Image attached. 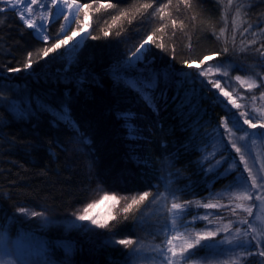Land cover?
<instances>
[{
	"label": "trees",
	"instance_id": "1",
	"mask_svg": "<svg viewBox=\"0 0 264 264\" xmlns=\"http://www.w3.org/2000/svg\"><path fill=\"white\" fill-rule=\"evenodd\" d=\"M78 2L91 5L87 9L89 32L67 73L63 71L60 49L42 56L43 49L56 42L60 24H51L50 40L43 42L15 11L0 3V9H5L0 11V234L14 251V241L19 238H37L40 245L47 246L56 264H127L124 245L106 241L133 240L141 213L148 209L147 201L139 210L134 206L127 219L120 212L124 200L115 207L110 202L106 211V206L100 205L96 215H106L111 209L116 217L107 229L91 225V231L80 232V228L67 230L66 225L74 214L78 215L87 203L100 199L105 192L118 197H132L144 191L155 193L160 169L171 162L183 201L227 206L205 209L193 203L190 218L210 211L225 221L234 219L236 215L229 210L236 204L234 199L230 202L231 186L241 176V169L237 164L231 167L234 159L229 148L223 146L224 140L219 141L222 120L230 116V111L217 99L215 88L197 83L198 107L179 110L181 98L174 99V86L166 87L161 81L155 93L157 114L120 83L112 69L163 24L164 30L155 32L153 38L163 37L166 50L150 46L145 59L152 61L148 65L151 69H171L179 75L191 73L195 80L205 63L197 69L188 68L184 62L200 64L204 56H214V64L234 62L233 75H258L264 71V0H233L232 6L244 8V29H248L234 39L226 32L217 39L224 27L222 14L228 12V0H188V4L172 0L165 10L169 15L163 21L159 14L149 17L152 9L145 11L140 7L152 0ZM108 2L116 7L95 11L99 3ZM159 3L156 0L153 7ZM121 11L127 15L113 24V18ZM83 18L81 12L78 20ZM172 19L177 21L175 28ZM82 25L73 24L72 31H79ZM105 31L110 35L104 36ZM253 40L255 43H250ZM224 47L228 48L227 53L222 51ZM29 53L34 63L25 69ZM16 68L20 71H8ZM138 68L143 70L145 65ZM12 101H25L21 106L30 104L32 113L17 115ZM41 101L54 108L66 105L77 127L55 121L50 112L37 108ZM125 110L138 115L136 123L142 131L137 140L128 138L123 121L118 119L117 114ZM21 207L28 212L20 213ZM33 211L43 215L31 216ZM237 215L243 212L237 210ZM45 220L47 226L43 225ZM83 222L86 221L76 220L79 225ZM34 227L45 230L34 231ZM110 231L114 233L111 237ZM59 241L70 243L72 251L66 253L64 247H57ZM37 252L28 260L35 258ZM201 252L199 249L195 253ZM242 264L256 263L245 260Z\"/></svg>",
	"mask_w": 264,
	"mask_h": 264
},
{
	"label": "snow or ice",
	"instance_id": "2",
	"mask_svg": "<svg viewBox=\"0 0 264 264\" xmlns=\"http://www.w3.org/2000/svg\"><path fill=\"white\" fill-rule=\"evenodd\" d=\"M0 3L7 4L11 10L18 11V15L20 19L25 23L27 28L33 29V34L37 37V39L47 42L50 39V36L47 34V24L55 19L59 20L63 18L66 22V26H61L60 31L64 32L67 35V31L71 30V25L73 24H83V27H80L79 31H71V36H68L66 39L56 38V42H54L51 47H45L42 51V56L47 57L50 53L56 52V50L60 49L62 46L68 44L69 40L77 37L80 32L85 31L88 27V11L87 9L91 6L89 4H80L78 0H0ZM21 3H23V7H20ZM97 0H92V4H96ZM172 0H167L165 3L164 0H160V3L153 7L156 4V0H152L150 3H144L140 7L145 11L148 9H152V12L149 13V17H155L159 14V18L161 21L164 20L166 15H169L165 10L169 8ZM185 4H188V0H184ZM217 3H222V0H217ZM233 0H228V6L231 8ZM36 6L34 8L33 6ZM251 7V4L248 5ZM116 5L111 2L108 3H99L96 7L95 11L99 12L101 9L107 11L108 9L114 8ZM5 9H0V11H4ZM65 11H68L69 15H64ZM83 12L84 18L83 21H79V14ZM143 15V13H140ZM127 15L126 11H121L119 16L113 18V24L116 23L121 17ZM241 12L238 7L235 10L233 16V25H239L241 23L240 20ZM195 19V17H193ZM222 20L224 21V27L220 29V33L217 36V39H220L224 36L225 31L227 29V13L222 14ZM2 23V21H0ZM131 23V21H129ZM177 21L175 19L171 20V25L173 28L176 27ZM163 25L156 29L153 34L148 35L146 39L143 40L142 43L139 44V47L136 48L135 52H132L130 58H126L123 62H121L115 72L114 75L119 78V82L122 83L127 89L136 93L137 97L144 102L154 113L158 114L157 107V97L155 95L158 86L161 81L165 84L166 87L174 86L175 88V96L180 97V106L179 110H183L184 108H188L189 110L198 107L195 103L196 100L199 99V91L197 89V83L201 87L210 85L211 88H215L218 90L216 93L217 99L220 100L221 103L224 104V107L230 111V116L222 120V125L224 132L219 133V135H228L232 137L234 135L233 128L237 131H243L244 135L240 136L238 139L247 141L249 138V132L243 129L240 118L243 117V124L248 125L252 129H256L258 127L264 128V123H253L252 119L247 118V112H231L229 106L239 110L242 106L237 103L236 99L232 97V94L228 91H225L223 87H221L220 80L217 79L214 82L209 79H203L209 76L212 66H209L207 69H203L196 73L197 79L192 78L191 73H185L183 75L177 74L174 70L171 69H161L159 71L151 69L148 67L152 63L151 60H146V55L151 51V45H155L156 48L161 50H166V45L163 42V37H158L154 39L155 32H162L164 30ZM183 26V22L181 21V29ZM252 26L249 25V28ZM245 32L248 29H244ZM175 32H173V35ZM104 36L110 35L108 31L103 33ZM119 35V33H117ZM96 37H93L95 39ZM234 39V35H233ZM79 41L75 45L72 46L71 49H66L68 54L67 63L63 71L67 73L70 70V67L73 63V54L76 52ZM250 43H255V41H250ZM148 46V47H146ZM189 47L191 45L189 44ZM264 47V46H262ZM224 53L228 52V48L224 47L222 49ZM174 54V49H173ZM219 52L217 53V56ZM32 53L28 54V61L24 65L25 69H30L34 61L31 59ZM216 59L214 56H204L200 62V64L188 63L185 61L184 63L188 68H197L200 69L201 65L205 62ZM144 63L145 68L141 70L137 67L138 64ZM225 61H217L215 65V73L219 74L221 77H227L229 75L227 69L225 68ZM8 71H20L19 68L16 69H8ZM234 80L239 82V85L251 91L252 89H256L264 85V79H245L240 75H236ZM161 95H166V93H161ZM261 98H264V88L261 90ZM253 99L255 97L253 96ZM26 103L25 101H12V110L20 116H26L31 114L33 109L30 104L25 108L21 105ZM37 108L42 111H48L53 116V119L57 122H64L68 124L72 128H76V124L70 118V113L66 105H61L59 108H54L44 102H40L37 104ZM255 112L260 113L261 118H264V108H256ZM118 119H121L124 123V127L127 132V136L130 140H137L140 138V133L142 129L136 123L138 119V115L133 110H125L119 112L117 114ZM229 119L232 121L231 126L229 125ZM253 137L260 135L264 136V133H252ZM84 143H90L89 141H83ZM255 142L254 140L252 141ZM231 147L236 150L237 153L241 151L240 148L236 146V143L233 142ZM137 163L141 161L138 158L133 157ZM240 161H244L243 168L247 170V175H241L237 178L233 188H241L243 191L233 192L232 197L230 198V202L232 199L237 201H259V209L260 214L253 216V208L257 207L255 203L250 206H246L245 203H236L235 207L229 209L233 215H237V210H242L247 213V217L243 219H239L237 216V220H229L226 225L223 227H217L214 231L211 229L205 228V230L189 232V228H194V221H206L208 224L216 223V221L209 220V215L212 213L205 214L203 216L196 215L192 217V222H190L187 217L191 211V206L193 203L196 204V207H203L205 209H216L221 207H227L226 205H219L214 203H207L200 205L199 202L193 201H184L183 203L177 202L179 201V192L182 191L180 189L169 190L168 188L165 191L161 192L159 190V186H157V191L155 193H151L149 191H144L139 193L138 195H134L132 197H118L115 193L105 194L98 200H94L91 203H87L86 206L80 211L78 215L74 214V219L66 225V229L70 230L73 228H83L85 231H91V228L88 225H79L76 223V220L79 221H89L91 225H94L98 228H109L110 221L115 220L116 217L112 215L111 209H109L106 215H96V209L103 205L106 201L112 203L113 207L120 204L121 200L125 201V206L120 209V212L124 214V219H127V214L133 210L134 206H136L137 210H139V206L144 202H148L147 208H151L152 206H163L164 216L162 217L163 223H159V226L155 228L154 238L155 236L161 237V242L156 244L154 247L150 249L151 252L155 253L154 256L145 257L144 256V245L141 244L139 248H133L129 253L130 257H135L136 259H149L151 264H190L192 258L196 255L195 252L191 251L192 249L197 248V246L208 249L216 247L217 245H227L228 249L226 250H235V249H244L249 250L253 247V241L257 248L261 244V241L264 240V195H260L257 190L264 189V163L259 165L258 172L259 175L254 174L253 168L249 167L248 162L244 160V156L241 155L239 157ZM219 165V161L216 162ZM237 164L236 160H233L231 167H235ZM212 171V169H209ZM169 179L167 180V184L171 185V173L168 174ZM160 179H164L160 177ZM256 193L255 197L253 194ZM228 193H225L227 196ZM170 203V207H168V203ZM18 211L22 214L27 213L28 210L24 207L18 209ZM31 216H42L43 213H37L35 211L30 213ZM248 217H252V222L249 221ZM221 219H223L221 217ZM139 223L144 224L147 222L146 212L141 213V217L138 220ZM238 223L240 226L235 227L234 235L230 234L228 237H225L223 240L217 241L215 243H202L205 241H209L212 238L216 237L220 232H230L233 228V225ZM48 221L45 220L43 222L44 226H47ZM180 229H183L181 231ZM187 233V234H186ZM114 233L109 232V236L111 237ZM194 236V239H193ZM251 237V239H249ZM179 241V243H176ZM109 244L115 245L120 244L125 247H130L136 242L131 239H121L119 241L115 239L109 238L106 241ZM57 247H64L66 253H70L72 251V245L70 243H66L63 241L57 242ZM255 252L247 251V256L255 255ZM7 255H13L11 252H8ZM259 256L264 257V250L259 251ZM245 257V251H241L238 253L237 258L233 259L232 264H240V258ZM0 264H17L15 259L0 261ZM19 264H56V262L51 258L48 254V248L46 245H41L38 252L36 253V257L28 260V259H19ZM227 264V262H225Z\"/></svg>",
	"mask_w": 264,
	"mask_h": 264
},
{
	"label": "rangeland",
	"instance_id": "3",
	"mask_svg": "<svg viewBox=\"0 0 264 264\" xmlns=\"http://www.w3.org/2000/svg\"><path fill=\"white\" fill-rule=\"evenodd\" d=\"M3 6L7 9H11L5 3H3ZM20 7H23V3H21ZM33 7L36 8L35 5ZM238 7L240 8V12H241V17H240L241 23L239 25L234 26L233 16H234L235 10ZM15 13L18 15V11H15ZM226 13H227V29L225 32L227 33V35L228 36L230 35L240 36L241 34L244 35L245 34L244 8L241 5H235L229 8L228 12ZM64 15H69L68 11H65ZM56 21L60 24L59 25L60 29H61V26L67 25V22L63 18L59 20H55V19L51 20L47 24V34L49 36H50V26ZM22 23L25 25L23 21ZM87 23H88V27L85 29V31L80 32V34L77 37L69 40L67 45L62 46L60 48L59 50L60 58H62V62L64 65L67 63V58H68L66 49H71L72 46L77 43V41L80 42L76 52L73 54V59H74V56L76 55L77 51L83 46L84 41L86 40L88 32H89V19ZM30 30L33 32V29H30ZM71 31H72V25H71V30L67 31V35H65L64 32H61L59 30L57 37L60 39H66L68 36H71ZM83 33L85 34L83 35ZM130 57L131 55L128 58ZM212 61L213 60L205 62L203 67L200 69V71L203 69L209 68V66H212V70L209 76L206 77L205 79L212 80L213 82L219 79L221 83V87H223L225 91L230 92L232 94V97L236 99L237 103H239L242 106L239 110L233 108L232 106H229L232 112H247L248 113L247 118L252 119L253 123H258V120L260 123H264V118H261L260 113H257L254 111V109L256 108H264V98H261V95H260L262 88H264V85L249 91L248 89L239 85V82L234 80V77L236 76V75H233L234 73L232 72L233 66L235 64L234 62H231L230 60L225 61L227 62L225 64V68L227 69L229 75L227 77H221L219 74L215 73L216 64H214ZM142 64L144 63L138 64L137 67L141 66ZM263 64H264V59H263ZM116 68L117 67H115L113 71H115ZM260 72L261 71H259L258 75L247 74V75H240V76L245 79L251 78V79H257V81H259V78L264 79V71H262L261 73ZM215 90L216 92H218L217 89ZM253 96L255 97V99H253ZM240 120H241L243 129L249 132L248 140L243 141V140L238 139L240 136H243L244 133L243 131H237L235 128H233L234 135L232 137H229L226 134L219 135V138H220L219 141L224 140L223 146L229 148L230 155H232L233 159L237 161V165L241 169V175L242 174L245 176L247 175V170L243 168L244 161L239 160V157L241 155L244 156V160L248 162L249 167L253 168L254 174L259 175V172H258L259 165L264 163V136L257 135L253 137L251 134L252 133H257V134L264 133V128L259 127V124H258V127L256 129H252L248 125L242 123L243 117H241ZM231 123L232 121L230 120L229 121L230 126H231ZM222 131L224 132L223 126L221 128L220 133H223ZM253 140L255 141L254 143L252 142ZM233 142H235L236 146L241 149L239 153H237L236 150L231 147V144ZM232 162H231V165H232ZM171 163H166L160 169L161 175L159 176V182L157 186H159V190L161 192L165 191L166 188H168L169 190H174L178 188L177 180L175 179L176 169L174 168V166H172L173 163L172 164ZM169 173H171V180H172L171 185H168L166 183L167 180L169 179V175H168ZM160 177H163L164 179L162 180L160 179ZM243 190L244 189H241V188H233V192H239ZM257 191L260 195H264V189H260ZM250 194H253V196L255 197L256 193H250ZM177 202L183 203L184 201L180 198L179 201ZM235 202L245 203L246 206H250L251 204L255 203L257 207L253 208V216L260 214V209H259L260 202L255 201V198L253 199V201L235 200ZM170 203L171 201H169L167 205L168 207H170ZM109 206H110V202L107 204L105 202L103 206V208L105 207L104 211H106L109 208ZM145 212H146L147 222L144 224H141L138 222L136 226V235L133 239V241H135L136 243L130 247L124 246L127 264H151V261L149 259H136L135 257H130L129 253L132 251L133 248H139L140 245L143 244L144 245V249H143L144 256L145 257L154 256L155 253L151 252L150 249L154 247L156 244H159L161 242V237L155 236L154 238V231H155V228L159 226L158 221L159 223H163L162 217L165 214L163 210V206H152L151 208H148ZM208 213H211V212L207 211L206 214ZM237 216L239 217V219H243L247 217V213L243 212V215H236V217L232 220L236 221ZM187 219L190 222H192V218H190L189 216L187 217ZM248 219L250 222H252V217H248ZM209 220L216 221V223L208 224L206 221H194L192 222L194 223V228L190 227L189 232L201 231V230H205V228L211 229L214 231L217 227H223L224 225L228 223V221H225V219H220L218 218L217 215H214V214L209 215ZM86 224H89V223L86 221V222H83L81 225H86ZM88 226L91 228V224ZM239 226L240 225L236 223L233 225V228L230 232H220L216 237L212 238L209 241H205L202 243H215L217 241L223 240L225 237H228L230 234L234 235L235 227H239ZM34 228H36V230L34 231H39V230L44 231L45 230V228H41V227H34ZM180 230L183 231V229H180ZM80 232H86V231L81 227ZM193 239H194V236H193ZM249 239H251V237H249ZM14 242H15V249H16L15 251L12 249V246L7 242L6 237L0 234V261H7V260L15 259L17 262H19L20 258L28 259V257L30 258L32 253L37 252L41 246L40 241L37 240V238L32 239L26 236H23ZM176 243H179V241H177ZM199 249H202L203 252H201L199 255H195L192 258V261H190V264H225V262H227V264H232L233 259H236L238 253L241 251H245V257L240 258V264H242V262L245 260L246 261L251 260V262L256 263V264H264V257L259 256V251L264 250V240L261 241L259 248H257V246L255 245V242L253 241V247L249 250L252 252H255L256 254L252 256L246 255V252L249 250H244V249L226 250L228 249L227 245H217L216 247L208 248V249H204V248L197 246V248L192 249L191 251L196 252ZM8 252H11L13 255L11 256L7 255Z\"/></svg>",
	"mask_w": 264,
	"mask_h": 264
},
{
	"label": "bare ground",
	"instance_id": "4",
	"mask_svg": "<svg viewBox=\"0 0 264 264\" xmlns=\"http://www.w3.org/2000/svg\"><path fill=\"white\" fill-rule=\"evenodd\" d=\"M84 34H85V33H83V35H84ZM113 69H114V68H113ZM113 69H112V70H113ZM231 112H232V110H231Z\"/></svg>",
	"mask_w": 264,
	"mask_h": 264
}]
</instances>
